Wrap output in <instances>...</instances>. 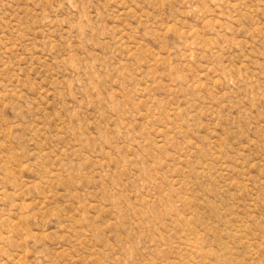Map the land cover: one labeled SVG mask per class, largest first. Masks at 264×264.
Returning <instances> with one entry per match:
<instances>
[{
	"label": "rangeland",
	"instance_id": "obj_1",
	"mask_svg": "<svg viewBox=\"0 0 264 264\" xmlns=\"http://www.w3.org/2000/svg\"><path fill=\"white\" fill-rule=\"evenodd\" d=\"M0 264H264V0H0Z\"/></svg>",
	"mask_w": 264,
	"mask_h": 264
}]
</instances>
